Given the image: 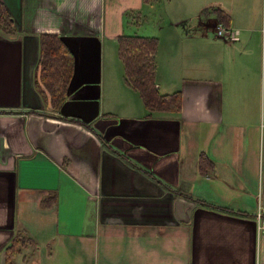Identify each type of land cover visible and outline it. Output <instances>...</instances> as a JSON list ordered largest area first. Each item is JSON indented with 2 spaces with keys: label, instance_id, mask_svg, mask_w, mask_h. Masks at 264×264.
<instances>
[{
  "label": "crops",
  "instance_id": "0c3cea01",
  "mask_svg": "<svg viewBox=\"0 0 264 264\" xmlns=\"http://www.w3.org/2000/svg\"><path fill=\"white\" fill-rule=\"evenodd\" d=\"M0 3V264H264V0ZM44 36L74 57L61 110ZM122 36L158 39L179 112L127 84Z\"/></svg>",
  "mask_w": 264,
  "mask_h": 264
},
{
  "label": "trees",
  "instance_id": "16d2710c",
  "mask_svg": "<svg viewBox=\"0 0 264 264\" xmlns=\"http://www.w3.org/2000/svg\"><path fill=\"white\" fill-rule=\"evenodd\" d=\"M219 21L228 19L224 13L217 12ZM0 30L14 34L15 23L7 8L0 3ZM159 41L156 38L122 36L119 38L120 58L125 66L127 84L137 91L149 111L179 112L181 94L163 96L157 87L156 56ZM38 69V82L47 90L50 104L61 110L67 100L68 88L74 71V57L63 40L58 36H44ZM45 102L49 103L45 95Z\"/></svg>",
  "mask_w": 264,
  "mask_h": 264
},
{
  "label": "built area",
  "instance_id": "2783aa9c",
  "mask_svg": "<svg viewBox=\"0 0 264 264\" xmlns=\"http://www.w3.org/2000/svg\"><path fill=\"white\" fill-rule=\"evenodd\" d=\"M218 36L221 38H231L232 32L229 29H226L225 27L220 26L218 30ZM256 221H257L258 231L264 232V216L261 213L257 215Z\"/></svg>",
  "mask_w": 264,
  "mask_h": 264
},
{
  "label": "rangeland",
  "instance_id": "374dc122",
  "mask_svg": "<svg viewBox=\"0 0 264 264\" xmlns=\"http://www.w3.org/2000/svg\"><path fill=\"white\" fill-rule=\"evenodd\" d=\"M224 27V26H223ZM220 28V27H219Z\"/></svg>",
  "mask_w": 264,
  "mask_h": 264
}]
</instances>
